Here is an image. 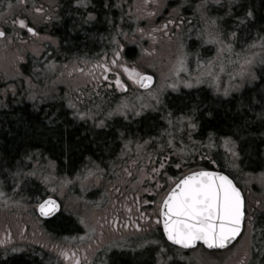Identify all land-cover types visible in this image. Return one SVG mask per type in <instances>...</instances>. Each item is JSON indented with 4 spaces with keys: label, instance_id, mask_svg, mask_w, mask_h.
I'll return each instance as SVG.
<instances>
[{
    "label": "rangeland",
    "instance_id": "obj_1",
    "mask_svg": "<svg viewBox=\"0 0 264 264\" xmlns=\"http://www.w3.org/2000/svg\"><path fill=\"white\" fill-rule=\"evenodd\" d=\"M237 2L246 6V12L253 5L252 0H207L204 6L203 15L216 20L215 32L220 35L224 44L232 45L231 52H224L219 56L217 48L220 45L203 43V39L198 36V33L212 31L201 20L202 13L197 11V5L204 4V0H160L162 7L159 10L156 5L145 6L143 0H131L127 4L122 2L119 7L123 9L119 12L121 16L118 15L116 24L122 23L125 26V34L120 36L115 45L113 39L107 38L113 49L110 48L112 54L103 60L100 55L98 58H92L97 56L95 52H72L73 55H70L61 48V42L50 34V27L47 26L50 23L44 25L42 17L48 14L55 18V12L60 9L58 0H27L26 7L29 11L34 7H48L47 10L44 9L45 14L32 12L30 17H25L24 8L17 5V0H0V19L9 22L8 25L0 23V27L7 30L9 37L7 40L0 39V106L14 98L11 101H26L35 109L49 100L62 98L73 114L77 111L87 114L84 119L75 115V120L85 121L87 124L96 122L97 128L100 121H104L106 117L105 125L108 130L105 133L111 136L117 134L120 137H124L123 134H139L137 137L123 138L125 141H121L120 145L118 139H115L112 142L114 148H107L101 159L98 157L100 160L106 154L113 157L108 166L109 170L104 173L97 170V166L100 168L98 164L89 162L88 156L89 163L76 173L66 174V178L53 166L37 163V158H34L30 171L35 172L39 179L47 180V195H52L61 205L62 220L55 226L51 225V228L56 227L59 233L50 231L42 223L35 211L36 202L31 206L33 200L30 196L21 200L16 197L18 193L15 188L11 192L4 189L2 192L5 195L0 197V250L7 254L11 249H17L16 256L23 254L26 259L31 258L28 264H74L71 258L65 260L60 255L61 251H67L69 255L75 252L80 257L81 264H122L127 260L130 264H259L260 260L264 259V232L257 242L259 233L256 237V229L253 227L257 219L261 225L264 222V169L241 173L238 170L237 158L234 159L219 146L221 141L217 147L228 158L223 166L245 194L247 220L242 234L229 248L213 251L205 250L201 246L189 251H180L163 243L160 235L154 237L159 234V224L155 221L156 216L158 217V204L170 186V183L165 181L166 175L172 174V180H176L188 169L185 168V162L198 159L201 156L200 151L204 148L208 147L210 152L211 148L215 147L210 140L206 141L205 145H196L195 148L189 141L184 146L176 144L183 136L191 138L188 132L193 131L188 127L186 119L189 117L185 118L190 112L185 110L188 103L179 93L191 88H186L183 84H179L175 91L164 87L174 82L171 72L181 52L189 53L188 71L181 73V79L189 80L194 85L190 91L194 94L187 97L190 101H196V98H201L200 95L222 98L233 96L235 91L238 96L245 94L241 89L252 80L241 81L238 77L230 79L229 74L238 71L244 59L254 61L253 69L256 73L257 64L264 59V43L260 40L261 37H250L247 34L245 37L240 36L239 31L223 26V22L229 21V8ZM9 3L12 5L11 10L8 8ZM101 3L106 4L107 0H91L86 8L99 6ZM114 3L117 5L115 0ZM178 5V14L184 18L185 23L178 28L169 26L167 35L152 31L171 18L170 13L175 16L173 9ZM149 12H157V15L149 17ZM245 13L235 19L239 26ZM57 14L60 17V14ZM16 18L32 21L30 26L39 34L27 33L13 38L14 30H11L10 26L11 21ZM247 21H250V18L245 22ZM139 29H143V33ZM233 32L236 33L235 37L230 35ZM134 45L140 47V50L134 55L133 63L125 61L122 58L123 53L113 68L114 74H118L122 83L127 86L126 90L117 89L115 85L111 88L102 85L100 81L103 80L104 71L97 65H107L110 59H115L114 53L118 51L119 46H123L125 50L128 47L134 48ZM251 45L255 46L250 47ZM56 56H60V60L57 61ZM197 56L202 61L216 59L215 70L220 77L219 92L206 77L203 83L195 84V78L202 71L197 68ZM93 64L94 67L91 68ZM119 65L151 73L155 78L153 86L145 91L138 90L137 85L133 84ZM221 65L223 72L219 70ZM95 66L98 67L97 72L101 73L92 77ZM112 77L116 79L114 75ZM236 85L240 87H235ZM225 87L232 89L227 96L223 95ZM149 92L152 96L158 94L159 104L151 98ZM29 96H34L35 99H29ZM122 102L128 103L130 107L134 106L137 111H141V115L134 116L129 112L128 119L119 114L107 115ZM70 103L75 107H70ZM143 104H149L151 107L141 110ZM200 114L199 110L198 116ZM190 118L192 123H196L194 115ZM160 119H164L165 125L158 127ZM55 123L62 122L56 120ZM169 140L171 144L168 143ZM145 141L149 143L145 145ZM209 144L212 147H209ZM127 150L129 152L124 153ZM125 154L127 157L119 158ZM165 157L166 169L160 171L163 175H159L160 172L153 175L152 168H159L158 161ZM176 164L181 167L176 168ZM88 170L93 171L95 175L85 179ZM125 170L132 175H127ZM14 178V172L6 175L5 181L0 178V187H9ZM157 184L163 187L158 188ZM52 188H57V191L51 192ZM74 222L77 223L78 229ZM125 224L128 226L124 227ZM136 225H139L140 230H137ZM145 241H158L159 244ZM160 247L169 250L157 256Z\"/></svg>",
    "mask_w": 264,
    "mask_h": 264
},
{
    "label": "trees",
    "instance_id": "obj_2",
    "mask_svg": "<svg viewBox=\"0 0 264 264\" xmlns=\"http://www.w3.org/2000/svg\"><path fill=\"white\" fill-rule=\"evenodd\" d=\"M120 1L130 2L131 0ZM252 4L251 8H249L252 12L250 21L244 22L240 26L235 21L240 14L242 15L246 12V6L237 2L229 8L231 15L228 19L229 21L223 22V26L229 30L239 31L240 36L249 35L251 37V35H258V37H264V0H252ZM113 7L115 28L113 40L115 45L120 36L122 37L125 34V31H116L118 13L115 4ZM65 24L63 22L58 27L63 28ZM125 24L128 27V23L125 22ZM90 26L93 29L95 28L93 24H90ZM75 28L76 25L73 23L69 29L73 32ZM54 29L56 30V27ZM63 29L59 30L62 31ZM241 32L243 33L242 35ZM59 41H61L60 45L62 47L61 38ZM75 41L76 39L70 38L69 35L65 40L66 43L71 44H74ZM80 41L84 48L91 50L92 47L89 44L95 45L99 42V38L82 35ZM139 50L140 47L136 45H134V48L128 47L122 58L133 63L135 59L133 57L139 53ZM98 57V55H95L92 58ZM56 60H60V56H56ZM262 72H264V66L258 63L256 76L261 77ZM249 83L241 89L244 90L245 94L239 96L235 94V91L232 93L233 96L216 98L200 95L201 98H196V101H190V98L187 97L194 94L190 92L193 87L179 92L184 100L187 101L186 103H188V108L185 109L186 112L190 111L185 118H190L194 115L196 128L188 132L191 138L183 136L180 142L176 141V144L184 146L189 141L195 148L196 145H205V142L210 140L209 136L211 134L210 141L215 146L211 148L210 152L208 147L201 150V156L194 161L185 162V168L194 170L196 166H201V168L215 169L228 174L229 172L223 166L228 158L217 145L222 137L230 136L236 142V151L239 153L237 165L241 173L245 174L264 169V79L258 78ZM13 99L0 106V178L5 181L6 175L10 172L20 174L15 175L14 181L9 187H0V192L4 189L11 192L15 188L18 193L16 197L21 200L28 196L32 198L31 206L36 202L34 199L36 189H39L40 193H44L45 189L49 187L48 182L45 183L43 179H39L35 175H27L32 173L30 165L35 160L34 158L41 160L44 157L43 152L46 148H49V152H47L53 155L57 161L58 166L54 169L66 178V174L76 173L89 162L96 164V161H102L100 159L103 152L107 151V148H114L112 142L115 139H118L120 145L121 141H125L122 140L123 138L137 137L139 135L131 133L130 135L123 134L124 137H120L117 134L111 136L105 133L108 130L105 125L106 117H104V126H97V128L96 122L87 124L85 121H71L68 118H65L61 124H56V120L48 123V119L46 120L42 116L43 113H46L41 108L43 105L34 109L29 102H13L11 101ZM199 110L201 114L198 116ZM163 124L165 125L164 119H160L158 127ZM196 139H199V141ZM86 156L90 158L89 162ZM29 157L31 158L29 159ZM209 158L215 160V164H211ZM50 167L52 166L50 165ZM169 176L172 177L173 175L169 174ZM59 220H62V214L48 221L45 226L50 228L51 231L59 233L56 227L51 228V225L55 226ZM253 227L256 229V237L259 233L258 242L264 232V222L261 225L257 219ZM24 258L22 254L11 261H7L6 264H28L31 258H25V260ZM122 264H130V262L127 260ZM259 264H264V259L260 260Z\"/></svg>",
    "mask_w": 264,
    "mask_h": 264
},
{
    "label": "snow or ice",
    "instance_id": "obj_3",
    "mask_svg": "<svg viewBox=\"0 0 264 264\" xmlns=\"http://www.w3.org/2000/svg\"><path fill=\"white\" fill-rule=\"evenodd\" d=\"M219 2V0H216ZM77 3L81 6L87 7L86 0H77ZM145 6L150 4L156 5L157 9L162 7L160 0H143ZM207 3V0H204V4L197 5V11L201 12V20L206 27L211 28L212 31H204L198 33L203 39V43L206 44H217L220 47L217 48L218 56L224 52H231L232 45L224 44L223 40L220 38V35L215 32L216 20L209 18L203 15L204 6ZM27 0H17V5L24 8L25 17H30L32 12L37 14H44V9L42 7H34L29 11L26 7ZM179 5L177 8L173 9V13H176L175 16L172 13L169 14L171 18L165 20V22L160 25L158 28L153 29L152 31L163 32L165 35L168 34L169 26L180 27L185 23L184 18L179 16ZM9 10L12 9L11 3L8 5ZM157 15V12H149L147 16L154 17ZM252 17V12L249 10L245 13L243 20H240V23H244L248 18ZM47 18V17H46ZM95 17L89 13L87 19L84 21L88 23L91 20H94ZM0 23L8 24L9 22L4 19H0ZM33 23L27 18H16L11 21V26L13 29L19 26L20 30H26L27 33L36 35V30L30 24ZM143 33V29H139ZM232 37L236 36V33L233 32L230 34ZM206 37V38H204ZM0 39H9L8 32L4 27H0ZM260 40L264 43V37H261ZM251 45L250 47H254ZM183 49V45H181ZM189 53L182 51L181 55L177 59L176 65H174L171 75L174 78V82L171 84H166L164 87H168L177 90L179 84H183L186 88L193 87V83L189 80H182L181 73H186L187 69V57ZM116 57L111 61L112 65H117V60L120 56V53L117 51L114 53ZM254 61L251 59H244L243 63L240 64L238 71L230 73V79H236L237 77L241 81H251L258 78L264 79V72H262L261 77H257L253 69ZM264 65V59L260 61ZM197 68L201 69L200 75L195 78V84H200L204 82L206 77L212 84L215 86L216 91H220L219 84V75L216 72V59H209L202 61L199 56L196 57ZM101 67L105 73L109 72L111 69L107 65H97ZM123 68L125 74L128 78L133 81L134 84H138L139 87L148 89L152 84L153 77L151 75H142L138 73L134 68L129 69L123 65H119ZM220 72L224 71L223 66H220ZM104 80H108V76L104 75ZM112 85L109 84L108 87ZM115 86L117 89L126 90V86L120 80L119 75L117 74L115 79ZM235 87H240L236 85ZM162 90V89H161ZM232 89L225 87L223 95H229V92ZM149 95L152 99L156 101L157 104L160 103V100L157 96H152L151 92ZM29 99H35L34 96H29ZM141 99V98H138ZM70 107H75L73 104H69ZM151 107L149 104L141 105V110ZM131 112L134 116H140L141 111H137L135 107H130L128 103L122 102L117 106L115 110L107 113L108 116L113 114L122 115L125 119H128V113ZM80 119L86 117V113L77 111L75 113ZM171 123V121H169ZM99 127L104 126V121H100ZM188 127L190 129H195L196 124L191 122V118H188ZM211 140V134L209 136ZM145 145L149 141L144 142ZM171 144V140L168 141ZM220 147L225 149L227 154H230L234 159L239 157V153L236 151V142L230 137H222ZM138 147H140L138 145ZM209 147H212L209 144ZM31 157H29L30 159ZM210 159V158H209ZM167 157L159 160V168H152V174L156 175L165 167V162ZM211 164H215V160L210 159ZM176 168H180V164L175 165ZM97 170L98 166H97ZM127 172V170H125ZM16 173L15 175H19ZM27 175H35V172L28 173ZM95 175L91 170H88L87 179L90 176ZM127 175L131 176V172H127ZM168 180L174 184V187H170L166 194L162 197V202L159 206V216L160 219L156 221L157 224L162 223L163 225V235L166 237L168 242H171L172 245H178L182 249L193 248L197 242H202L208 249H225L232 241L236 240L238 236L242 234L243 222L246 219V208L245 200L241 194L240 189L236 186L229 175H225L221 171L200 169L196 171H189L187 174L183 175L182 178L178 180ZM47 183V180H45ZM19 187V185H17ZM158 188H162V185L157 184ZM48 189H45L44 193H40L39 189H36L34 193V199L36 200L35 208L38 210L41 216H53L60 211L61 205L53 198L52 195H47ZM51 192L55 193L57 188L50 189ZM5 193L0 192V197L4 196ZM147 203V201H145ZM143 217V214H141ZM83 223V221H81ZM128 225L125 224L124 227ZM137 230L139 225H136ZM145 243L159 244L158 241H145ZM169 249L160 247V251L157 253V256H160L161 253H165ZM17 251V249H13ZM61 256L65 260L71 258L74 261V264H81L80 257L72 252L71 255L67 251H61ZM86 259V258H85ZM171 259V258H169Z\"/></svg>",
    "mask_w": 264,
    "mask_h": 264
},
{
    "label": "flooded vegetation",
    "instance_id": "obj_4",
    "mask_svg": "<svg viewBox=\"0 0 264 264\" xmlns=\"http://www.w3.org/2000/svg\"><path fill=\"white\" fill-rule=\"evenodd\" d=\"M105 1V0H102ZM108 1H112V2H108ZM117 3L116 7H117V13L119 15V12L122 11L123 8H120L119 6H121L124 3H128L126 1H116ZM86 3H91V0H86ZM114 0H107L106 4H100L99 6H95L92 8H86L84 9V6H81L80 4L77 3V0H58V9L55 14V18L51 17V15L45 14L44 11V18L42 17L43 21H44V25L50 23V25H47L50 27V34L53 35L54 37L57 38V41L61 38L62 42H63V46L61 47L63 50H66L68 54L73 55L72 52H76V53H81V51L84 52V54H91L94 53L97 55H100L103 60L105 59V57L110 56L111 50L110 48H112V44H110L107 41V38L110 37L111 39H113L114 37V14H113V10H114ZM64 5V6H63ZM66 5V6H65ZM48 7L44 8L45 10H47ZM60 14V17L58 16V14ZM66 13L68 15H66ZM70 13V15H69ZM91 13L95 19L89 21L88 23H85L84 21L87 19L88 14ZM121 16V15H119ZM47 17V18H46ZM66 23L65 26L63 28H61L60 26L58 27V25L62 24V23ZM99 22V24L97 23ZM75 23L76 28L74 29L73 32L70 31V25ZM90 24L94 25V29H91ZM8 25V24H6ZM43 25V26H44ZM54 27H56V30L54 29ZM10 29L12 30V26H10ZM59 29H63L62 31H60ZM125 26L120 23V24H116V31H124ZM13 34L12 37L13 38H18L19 36H21L22 34L26 35L27 32L26 30H20L19 27L13 29ZM60 31V32H59ZM95 33V38H99V42L94 44H89L92 49L89 50L88 48H83L84 46L81 43V37L82 35L84 36H88V37H93V34ZM31 34V33H29ZM36 34L38 35V31L36 32ZM68 35L70 36V38H75L76 41L74 44L71 43H66L65 40L66 38H68ZM12 37L10 39H12ZM61 42V41H60ZM59 42V43H60ZM113 49V48H112ZM127 48H125L126 50ZM125 50L122 47H118V52L121 54H123L125 52ZM110 61H112L111 59L109 60L107 66L111 69L109 72L102 74V81H100V83L104 86H106L107 88H111L108 87L109 84L111 85H115V79L112 77V75H114L115 77L117 76V74L115 75L114 73V65H112L110 63ZM101 65H105L104 63H101ZM94 67V64L91 66V68ZM97 66H95V68L93 69V75L92 77H96L98 76V74H100L101 72H97ZM104 75L108 76V80L105 81L104 80ZM111 77V78H110ZM134 84V83H133ZM135 85V84H134ZM127 87V86H126ZM63 102V104L61 103ZM43 105V106H42ZM41 108L42 110L46 111V113H43V117L47 120L48 119V123L52 120H59V121H63L65 118L70 119L71 121H79V120H75L74 116L75 114L72 113V110H70L68 107L65 106V101L60 98L58 100H49V102L42 104ZM80 122V121H79ZM123 146H119V148H122ZM49 152V148H46V150L43 152V156L41 158V160H36L37 163H42V164H47V165H51L53 166V168H57V161L55 160V157L53 155H50ZM129 152V150H127L124 153ZM124 158L127 157L126 154L123 156H119V158ZM87 158V156H86ZM112 155L111 154H106V156L102 159V161H96V164H98L100 166L99 172L100 173H104L106 172V170L108 169L109 164L112 162ZM166 168L162 169L163 171H165ZM97 172V173H99ZM111 172V171H109ZM159 175H163L162 172L159 173ZM150 179L152 178L151 174L149 175ZM170 176L166 175V179L165 181L167 183L171 182L168 180ZM172 178V177H170ZM160 179V177H159ZM164 184V182H163ZM149 188V186H148ZM162 190V189H161ZM62 214L61 209L58 212L57 215L49 218V219H41L43 224L48 223V221L54 219L55 217H57L58 215ZM63 217V216H62ZM69 218L71 219V217L69 216ZM132 217H130V219H132ZM158 220V217L156 216L155 221ZM75 225L77 224L76 222H74ZM47 228V227H46ZM50 230V228H47ZM76 229H78L77 225H76ZM158 230H159V234H155V238H157V236H159V238L161 239V233H160V227L158 226ZM51 231V230H50ZM1 235V234H0ZM0 241H1V236H0ZM129 251V249H128ZM13 254V255H12ZM17 255V251L13 252V250L11 249L9 251V253L6 254V252L0 250V264H6L7 261H11L12 259H14ZM43 264V263H42Z\"/></svg>",
    "mask_w": 264,
    "mask_h": 264
},
{
    "label": "water",
    "instance_id": "obj_5",
    "mask_svg": "<svg viewBox=\"0 0 264 264\" xmlns=\"http://www.w3.org/2000/svg\"><path fill=\"white\" fill-rule=\"evenodd\" d=\"M142 75H151V74H148V73H142ZM152 77H153V75H151ZM153 83H154V77H153V81H152V84L149 86V88L153 85ZM137 86H138V88H140L141 90H146V89H144V88H141V87H139V85L137 84ZM148 88V89H149ZM207 170H213V169H207ZM196 171V170H195ZM214 171H217V170H214ZM222 172V171H221ZM224 173V172H223ZM225 175H227L226 173H224ZM183 177V176H182ZM181 177V178H182ZM230 179H232L231 177H230ZM233 180V179H232ZM234 182V181H233ZM172 187H174V185L172 186ZM241 191V190H240ZM241 194H242V192H241ZM243 196V195H242ZM55 199V198H54ZM58 202V201H57ZM162 202V201H161ZM36 212H37V214L41 217V218H43V219H49V218H51V217H53L54 215H56V214H54L53 216H47V217H44V216H41L40 214H39V212H38V210L36 209ZM159 219H160V216H159ZM160 227H161V231H162V235H163V225H162V223H160ZM243 227V226H242ZM163 237H164V239L167 241V239H166V237L163 235ZM235 241V240H234ZM234 241H232L229 245H231ZM168 242V241H167ZM168 243H170L171 244V242H168ZM198 244H200V245H202L205 249H208L205 245H203V243L202 242H197V244L194 246V247H196ZM172 245V244H171ZM228 245V246H229ZM173 246H176V247H179L180 248V246H178V245H173ZM227 246V247H228ZM193 247V248H194ZM190 249H192V248H190ZM208 250H218V249H208Z\"/></svg>",
    "mask_w": 264,
    "mask_h": 264
}]
</instances>
